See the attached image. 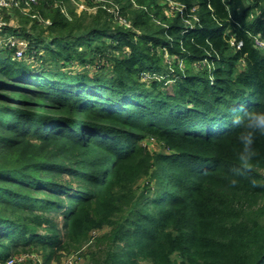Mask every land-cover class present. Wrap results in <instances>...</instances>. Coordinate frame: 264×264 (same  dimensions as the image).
I'll list each match as a JSON object with an SVG mask.
<instances>
[{"label":"trees","instance_id":"trees-1","mask_svg":"<svg viewBox=\"0 0 264 264\" xmlns=\"http://www.w3.org/2000/svg\"><path fill=\"white\" fill-rule=\"evenodd\" d=\"M74 1L3 28L28 46H0V264L93 232L86 264H264V183L226 178L233 117L264 109V0Z\"/></svg>","mask_w":264,"mask_h":264},{"label":"clouds","instance_id":"clouds-1","mask_svg":"<svg viewBox=\"0 0 264 264\" xmlns=\"http://www.w3.org/2000/svg\"><path fill=\"white\" fill-rule=\"evenodd\" d=\"M236 129L234 143L237 146V163L226 173L231 186H238L242 180L247 179L252 186H257L264 181H258L253 175L259 152L256 144L259 137L264 136V109L245 112L233 117Z\"/></svg>","mask_w":264,"mask_h":264},{"label":"rangeland","instance_id":"rangeland-1","mask_svg":"<svg viewBox=\"0 0 264 264\" xmlns=\"http://www.w3.org/2000/svg\"><path fill=\"white\" fill-rule=\"evenodd\" d=\"M74 1V0H73ZM168 1H174V0H166V2ZM76 2V3H75ZM83 2L80 1L79 4L77 1H74V4H76V13L77 15H80L79 13H81V11L84 10V12L86 14H94L95 12V9L92 7H85L84 4H82ZM172 3V2H170ZM38 5V4H37ZM37 5H34L30 8V11L28 14L24 15L22 14L19 10H5V11H1V14H2V19L3 21H5L6 23V29H12V30H19L21 26L23 25H27L25 24L24 22H26L28 19L29 20H33L31 19V15H33L36 10H34V7H36ZM67 7H69L70 9H74L70 4H66ZM169 8L171 10H175L176 11V8L177 6H169ZM86 9V10H85ZM169 9V10H170ZM14 11H18L19 13H15ZM192 13L194 12L193 10L191 11ZM38 13V12H37ZM167 14V12H166ZM27 16V17H25ZM29 17V18H28ZM46 17V16H45ZM44 19V18H43ZM92 17H88L87 21L84 22L85 24L89 23L91 21ZM43 22H41V24H43L44 26H47L50 24L49 22V19L48 20H42ZM46 21L49 23L46 25ZM121 21H124V20H121ZM39 22V21H38ZM126 23V22H125ZM189 23V21H186L185 24L187 25ZM4 26V27H5ZM29 26V25H28ZM127 26V25H126ZM3 27V28H4ZM10 31V30H9ZM10 36H13V34H9V32H4L2 31L0 33V43L2 41H4L6 39V37H10ZM17 36V35H16ZM14 37V36H13ZM18 37V36H17ZM206 63L205 62H202L201 63V67H204L206 66L205 65ZM180 66L179 67L180 69H184V65L180 63ZM193 66V65H192ZM194 67V66H193ZM170 85L171 83L168 85L167 87V91L168 92H171V89H170ZM140 145H142L143 147L146 148V150L150 153V154H160V153H163V148L161 147V145L153 138H147L145 140H143ZM168 153L167 151L164 152V154ZM258 173L262 176V178L264 179V169H257ZM139 185L141 186L142 185V182L139 183ZM96 232H93V233H90L88 235V239L86 241V243L82 244V245H75L74 248H71L70 250H68V252H62L61 256H60V259L58 260V262L56 261H53L51 262L50 264H59L61 262V259L64 255H67V254H78L79 258H80V261H79V264H86V261L84 259V253L85 251L87 250V248L92 245L93 241H94V238L96 237ZM27 255H33L34 257V260H39L40 261V264H42V259L41 257L37 256L36 254H27Z\"/></svg>","mask_w":264,"mask_h":264},{"label":"built area","instance_id":"built-area-1","mask_svg":"<svg viewBox=\"0 0 264 264\" xmlns=\"http://www.w3.org/2000/svg\"><path fill=\"white\" fill-rule=\"evenodd\" d=\"M41 0H0V33L3 31V27L6 25L2 19L1 11L5 10H19L22 14L26 15L29 13L30 8L37 5ZM172 6V5H171ZM181 13L182 8H176ZM31 19L38 20L40 23L43 22L42 17L38 13H34L30 17ZM120 24H126L125 21L119 20ZM49 24L46 21V25ZM128 27V26H127ZM0 46L9 50H14V58L21 61L24 58V54L27 50V42L10 36L6 37L4 41L0 43ZM241 43H238L237 48H240ZM255 46L264 51V42L255 38ZM80 258L78 254H67L64 255L59 264H79ZM31 262L32 264H40L39 260H34L33 255H27L26 253H20L13 255L7 259L4 264H26Z\"/></svg>","mask_w":264,"mask_h":264}]
</instances>
